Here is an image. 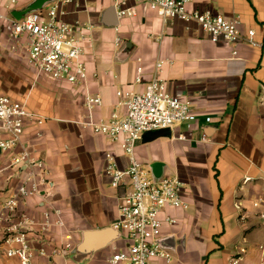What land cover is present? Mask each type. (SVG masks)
Here are the masks:
<instances>
[{"label": "crops", "instance_id": "obj_1", "mask_svg": "<svg viewBox=\"0 0 264 264\" xmlns=\"http://www.w3.org/2000/svg\"><path fill=\"white\" fill-rule=\"evenodd\" d=\"M32 1L5 9L8 2L0 0V8L14 16ZM188 8L239 19L242 31L254 30L262 46L241 43L234 56L232 45L212 42L196 23L165 24L144 6L137 16L119 19L112 0H76L63 8L64 17L93 27L84 45L85 86L38 78L26 59H10L0 72V93L26 102L46 118L42 125H27L24 141L47 163L51 194L29 197L21 211L39 222L45 209L57 208L67 225L47 234L48 256H37L35 264H109V256L124 247L115 223L120 197L129 187L112 186L105 168L108 153L121 169L129 167L130 156L122 148L123 136L114 141L85 123L84 97L86 91L102 97L103 104L93 113L96 120L116 110L123 114L117 91L144 92L157 76L170 94L190 105L195 119L142 139L135 148L136 158L151 173L159 164L158 173L177 175L184 183L186 207L167 208L162 214L176 220L162 228L161 246L172 260L156 258L150 264H233L234 256L242 258L239 264H264V206H254L264 192V0H190ZM110 9L116 26L105 24ZM161 60L166 63L157 72ZM139 66L144 71L138 83ZM12 78L16 85L9 86ZM7 157L0 152V170ZM7 175L0 173V193ZM86 231L96 234L78 257L74 251ZM68 235L74 249L68 256L53 255ZM242 248L246 252L240 254ZM0 260L19 264L1 246Z\"/></svg>", "mask_w": 264, "mask_h": 264}, {"label": "built area", "instance_id": "obj_2", "mask_svg": "<svg viewBox=\"0 0 264 264\" xmlns=\"http://www.w3.org/2000/svg\"><path fill=\"white\" fill-rule=\"evenodd\" d=\"M119 19L138 15L140 6L155 12L165 24L174 22L196 23L218 43L224 41L234 47L238 54L241 43L253 47L262 44L255 39V31L244 33L239 19H229L211 9L189 10L190 0H112ZM5 9L17 8L21 0H6ZM76 0H57L45 8L15 18L0 8V33H4L11 48H22L28 64L39 75L54 81H65L71 85L85 86L88 82V68L83 59L85 43L92 32L91 24L72 23L64 17L63 8ZM121 40L118 38L117 43ZM166 62L156 64L160 72ZM143 67L137 68L136 82H142ZM119 107L108 118L96 120L94 111L103 104L98 94L85 93L84 106L88 111L85 123L95 134L104 135L117 141L121 136L123 150L130 156L127 169L118 167L111 153L106 155V175L112 186H128L129 190L120 197L119 217L115 228L125 245L115 250L108 258L109 264H150L156 258L172 260L171 254L162 248L164 223L174 224L171 216L162 218L167 208L186 207L181 191L184 183L179 176H162L155 180L150 170L136 158L135 148L147 132L171 129L175 124L190 122L195 116L190 105L180 95L170 94L167 84L158 76L151 80L144 92L119 90ZM45 117L30 110L28 104L0 93V152L7 160L0 173L7 172V186L0 194V246L8 259H17L19 264H35L37 256H48L50 241L47 234L53 229L67 228L63 212L47 208L41 221H36L21 211L27 199L42 193L51 194L52 182L47 163L37 157L26 144L24 136L27 125L35 121L38 125ZM183 138L181 135L180 138ZM129 180V181H128ZM248 181V179H246ZM254 206H264L263 196ZM242 209V202L237 203ZM264 219V215H262ZM36 232L35 238L31 236ZM72 235L64 247L53 248V255L68 256L74 249ZM36 242L38 245H36ZM246 252L245 248L240 254ZM242 258L234 256L233 264ZM0 264H5L1 262Z\"/></svg>", "mask_w": 264, "mask_h": 264}, {"label": "water", "instance_id": "obj_3", "mask_svg": "<svg viewBox=\"0 0 264 264\" xmlns=\"http://www.w3.org/2000/svg\"><path fill=\"white\" fill-rule=\"evenodd\" d=\"M55 1H57V0H33L26 7L22 8L21 10H17L14 14V17L15 18H21L23 15L30 13V12H33V11L41 10V9L45 8L46 6H48L49 4H51ZM112 14H113V9H110L105 13V16H104L105 24H107L109 26H116L117 25V19L116 18L114 19ZM163 131L164 130L147 132L143 136L142 139L144 141L150 140L152 137L160 136V134H158V133H161ZM158 166H159V164H155L152 167V175H153L155 180H158V179L162 178V176H163V174L158 173V171H157ZM95 234H96V232H93V231L84 232V234L82 236V241L76 247L74 254H76L79 257V255L84 252L88 242L92 239L93 236H95ZM116 236H117V234H116ZM101 248H104V247H101Z\"/></svg>", "mask_w": 264, "mask_h": 264}, {"label": "rangeland", "instance_id": "obj_4", "mask_svg": "<svg viewBox=\"0 0 264 264\" xmlns=\"http://www.w3.org/2000/svg\"><path fill=\"white\" fill-rule=\"evenodd\" d=\"M0 45H2V46H0V72L2 70H4L5 65L6 66L9 65L10 59H14V58H15V60L16 59L18 60V58L21 60L26 59L25 54L23 52H21L20 49L13 50L11 48V43L7 39V36L4 33H0ZM3 48H6L8 50L5 51ZM9 48H10V50H9ZM32 70L34 71L35 75L38 78L44 77L43 75H39L36 70H34V69H32ZM13 81H14L13 78L11 80L9 79V82H10L9 86H14L13 84H15V83H12ZM11 83H12V85H11ZM145 168H146V166H145Z\"/></svg>", "mask_w": 264, "mask_h": 264}]
</instances>
